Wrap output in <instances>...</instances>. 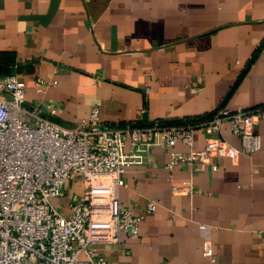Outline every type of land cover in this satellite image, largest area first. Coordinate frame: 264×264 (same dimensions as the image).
I'll return each instance as SVG.
<instances>
[{"label": "crops", "instance_id": "crops-1", "mask_svg": "<svg viewBox=\"0 0 264 264\" xmlns=\"http://www.w3.org/2000/svg\"><path fill=\"white\" fill-rule=\"evenodd\" d=\"M7 74L24 82L26 106L66 128L93 107L114 128L250 110L264 103V0H0ZM255 131L260 148L234 162L168 167L170 153L187 145L146 148L118 190L141 217L139 236L120 232L97 252L110 264H264V121ZM220 135L240 147L227 124ZM203 144L197 128L193 146ZM84 188L78 176L65 182L64 212ZM200 224L214 262L202 253Z\"/></svg>", "mask_w": 264, "mask_h": 264}, {"label": "built area", "instance_id": "built-area-1", "mask_svg": "<svg viewBox=\"0 0 264 264\" xmlns=\"http://www.w3.org/2000/svg\"><path fill=\"white\" fill-rule=\"evenodd\" d=\"M45 85L35 80L37 91ZM260 120L264 103L250 110L221 107L195 123L165 125L156 120L114 128L102 124L93 107L87 119L66 128L25 105L24 82L16 74L0 76V264H110L97 245L116 243L120 232L139 236L141 217L118 196L127 166L141 163L150 146L172 148L178 143L189 149L172 151L168 167L208 163L214 156L234 162L239 154L260 148L255 131ZM225 123L240 139V147L221 137ZM197 128L204 132L200 148L193 146ZM77 176L84 192L62 212L53 200L63 196L65 182ZM147 207L153 211L155 204ZM199 227L202 253L214 262L206 226Z\"/></svg>", "mask_w": 264, "mask_h": 264}, {"label": "trees", "instance_id": "trees-1", "mask_svg": "<svg viewBox=\"0 0 264 264\" xmlns=\"http://www.w3.org/2000/svg\"><path fill=\"white\" fill-rule=\"evenodd\" d=\"M216 110L217 109H215L213 112H210V113H207V114H203V115H200V116H196V117H193V118H189V119H186L184 121H177V122H173V121H159V122H161L162 124H165V125L186 124L188 122L195 123V122H198V121H201V120H206V119L211 118L213 113L216 112Z\"/></svg>", "mask_w": 264, "mask_h": 264}, {"label": "rangeland", "instance_id": "rangeland-1", "mask_svg": "<svg viewBox=\"0 0 264 264\" xmlns=\"http://www.w3.org/2000/svg\"><path fill=\"white\" fill-rule=\"evenodd\" d=\"M228 125V123H225ZM53 204L56 208H58L59 210H61L62 212L66 211L67 207H68V203L66 200V197L61 196L58 199H54L53 200Z\"/></svg>", "mask_w": 264, "mask_h": 264}]
</instances>
